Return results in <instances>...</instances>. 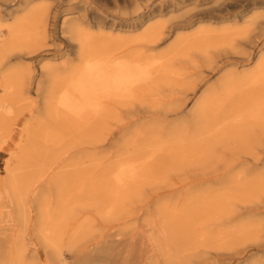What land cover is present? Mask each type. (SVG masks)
I'll use <instances>...</instances> for the list:
<instances>
[{
	"label": "bare ground",
	"instance_id": "6f19581e",
	"mask_svg": "<svg viewBox=\"0 0 264 264\" xmlns=\"http://www.w3.org/2000/svg\"><path fill=\"white\" fill-rule=\"evenodd\" d=\"M125 1L121 17L106 0H0V264H264V171L249 177L264 166V12ZM112 116L123 120L114 133ZM65 126L78 141L53 152ZM226 154L219 173L187 181L252 183L255 196L230 208L225 192L207 195L191 211L196 231L145 195L173 171L211 173ZM234 239L244 246L228 250Z\"/></svg>",
	"mask_w": 264,
	"mask_h": 264
},
{
	"label": "rangeland",
	"instance_id": "374dc122",
	"mask_svg": "<svg viewBox=\"0 0 264 264\" xmlns=\"http://www.w3.org/2000/svg\"><path fill=\"white\" fill-rule=\"evenodd\" d=\"M209 4V3H207ZM237 10H243L245 12L250 11L247 14L253 15L257 12H264V0H238V5H236ZM101 8H105L108 12L110 13H115L121 17H126L128 13L132 10V6L129 5V2H122V0L119 1L118 6L115 7L114 4L111 1L105 2V5L101 6ZM254 8L256 10H254ZM256 51H254L255 54ZM192 104V100L189 98L187 101V108H189ZM27 104H24L22 106H17L14 109L13 115L15 117L13 118L14 120L12 123L21 118L23 114L27 113ZM123 120L120 119L118 116H112V118L109 120L108 123V131L111 133L116 132L118 129V126L121 124ZM20 123V122H19ZM22 123V122H21ZM20 123V124H21ZM54 125V124H51ZM63 130V139L62 142L59 144L60 147L52 149L53 152H59L62 150H66L69 148V150L73 149L72 147L78 139L76 138L75 131L71 128H66L62 127ZM117 136V135H116ZM118 138L111 140V145L112 149L115 146ZM43 149L40 145L38 150ZM51 151V150H50ZM90 149H87L84 155H81L80 157L76 158L75 164L80 168V172H91V166H92V161L91 157L87 154ZM248 158H252L251 154H247ZM246 155V156H247ZM257 156H260L259 154ZM7 157L6 154L0 155V167H3V161ZM231 158V155L226 154V156H216L215 159H213V163L208 165V167L205 169L206 172H211V173H206L202 174L200 169L197 167H188L187 169H182V170H176L173 171L169 174V176L165 179L164 182L162 183H153L150 186L146 188L145 195L149 194H157L161 196V201L168 200L171 202V204L174 207H177V213L175 215L174 219V226L176 229H184L185 231L187 228L188 230L191 231H196L197 229V224L194 223V216L192 215L191 211L196 209V205L199 204L200 201H202L207 195L211 196H216L219 195V193H226L227 199L232 200L230 203V208L235 207V205H243V204H248L252 200L253 197L255 196L256 193V188L255 186L251 183L249 185H244V186H232L230 184H226L222 181H211V182H205V183H195L194 180H191V182H188L187 179L191 177H202V176H210L214 175L215 173H219V170L212 172L214 168L221 167L224 163L228 162ZM71 159L67 161V165L65 166L64 170L65 172L69 169L72 168L73 165L70 164ZM252 162V161H251ZM257 165L252 169V171L249 174L250 179L252 178H258L261 176V173L264 171V166L262 165L261 161L258 159L256 160ZM249 163L248 165H250ZM36 168V165L31 167ZM208 170V171H207ZM203 172V171H202ZM187 177L186 179H183ZM156 192V193H155ZM164 195V196H163ZM263 195V196H262ZM163 196V197H162ZM261 197H264V188L262 193H260ZM258 210V209H255ZM188 219H190L188 221ZM193 221L192 223H190ZM128 226H131L136 229V238L139 237L140 230L143 229L142 227V221L141 219H136L134 221H131V224ZM135 226V227H134ZM142 234V233H141ZM230 241V240H229ZM217 243V242H215ZM227 245H230L228 250L233 249L234 247H242L244 246L243 242H239L237 239L231 240L230 244L228 243ZM216 246L211 249L214 250ZM234 250V249H233ZM264 256L263 252H256L254 254V258H262ZM128 257V256H127ZM123 261V259H122ZM98 263H90V264H107L104 260H98ZM148 259L146 256L140 257L137 256L134 258V261L131 264H147Z\"/></svg>",
	"mask_w": 264,
	"mask_h": 264
}]
</instances>
